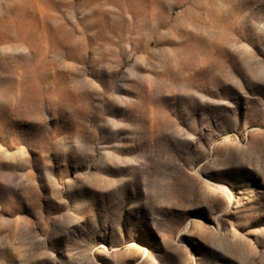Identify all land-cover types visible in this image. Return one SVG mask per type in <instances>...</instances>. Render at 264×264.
<instances>
[{"label":"rangeland","instance_id":"obj_1","mask_svg":"<svg viewBox=\"0 0 264 264\" xmlns=\"http://www.w3.org/2000/svg\"><path fill=\"white\" fill-rule=\"evenodd\" d=\"M0 264H264V0H0Z\"/></svg>","mask_w":264,"mask_h":264}]
</instances>
